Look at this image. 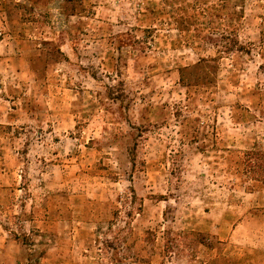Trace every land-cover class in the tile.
<instances>
[{
    "label": "rangeland",
    "instance_id": "obj_1",
    "mask_svg": "<svg viewBox=\"0 0 264 264\" xmlns=\"http://www.w3.org/2000/svg\"><path fill=\"white\" fill-rule=\"evenodd\" d=\"M0 264H264V0H0Z\"/></svg>",
    "mask_w": 264,
    "mask_h": 264
},
{
    "label": "trees",
    "instance_id": "obj_2",
    "mask_svg": "<svg viewBox=\"0 0 264 264\" xmlns=\"http://www.w3.org/2000/svg\"><path fill=\"white\" fill-rule=\"evenodd\" d=\"M262 155H263V153H259V154H258V158H261ZM262 158H263V157H262Z\"/></svg>",
    "mask_w": 264,
    "mask_h": 264
}]
</instances>
